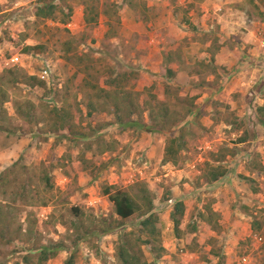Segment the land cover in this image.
<instances>
[{
    "label": "rangeland",
    "instance_id": "rangeland-1",
    "mask_svg": "<svg viewBox=\"0 0 264 264\" xmlns=\"http://www.w3.org/2000/svg\"><path fill=\"white\" fill-rule=\"evenodd\" d=\"M36 1L0 0V72L9 79L6 71L11 70L17 78L14 84H2L4 101L0 103V108L6 119H0V128L5 129L0 131V169L4 168L0 173L13 162L17 164L12 172L4 173V180H9L11 184L1 185L0 203L11 204L13 194L16 196L20 190L27 202V205L20 204L23 209L10 222L1 221L0 226L9 225L10 232L17 225L23 228L27 224L25 216L31 214L35 219L33 228L41 234L42 242L49 239L69 244L71 236L65 226H70V222H81L88 228L91 224L96 226L95 221L99 218L114 217L109 203L101 194L104 185L125 190L132 182L142 180L152 194L154 213L161 224L163 236L165 253L155 264H235L243 256H247L249 264H264V257H260L264 255V246H251L248 239L254 218L262 229L257 232L264 237V203L259 192V187L264 183V174L258 171L264 165V159L260 164L259 156L253 158L255 153H252L251 159L243 163L237 157V168L234 167L233 173H227L225 181L212 189L200 179L207 172L204 164L212 165V160L223 158L219 165L228 169L229 162L232 163L235 158L230 155L238 156L248 147L238 145L234 149L232 146L236 140L243 137L247 143L262 138L264 128L260 129L256 124L252 108L246 110L248 104L244 105L247 102L241 104L243 110L229 106L226 111L225 103L208 101L212 95L229 86L231 75L226 78L215 66L205 65L206 53L209 52L197 48L207 39L197 31L182 28L185 24L181 21L184 17L179 0L175 7L163 0H149L146 3L148 9L145 10L141 0H52L63 13L69 8L70 17L65 25L57 22L60 18L58 12L52 21L34 18ZM244 1L248 6L246 10H250V3ZM84 4L88 8H95L93 12L98 13L95 24H84ZM172 7L177 16H172ZM192 10L195 15L199 8L195 6ZM190 19L193 23L201 20L200 16L197 19L191 16ZM28 47L35 49L26 50ZM32 54L41 56L42 61L36 60ZM165 56L171 61H165ZM13 57H18L19 62L9 63ZM40 62L49 63L52 67V84L55 85L46 90L53 93L54 101L51 103L67 112L65 121L68 120L73 132L87 133L89 140H94L100 134L104 140L100 136L99 145L102 141L105 144L114 142L109 153L92 149L91 154L87 150L83 157L85 164L77 163L75 158L81 146L55 139L54 136L61 134L60 131L56 130L51 135L54 119L50 118V108L44 99L51 95H46L44 88L36 82ZM164 68L176 75L170 84L182 85L180 96H195L197 99L201 93L211 92L207 101L200 97L203 102L198 101L194 105L191 112L194 115L196 107L199 108L196 115L182 120L185 147L175 166L161 164L156 156L153 146L162 136L142 131L119 132L112 126V115L103 106L104 100L99 91L105 90L108 95H114L117 101L121 97L126 99L138 111L142 108L140 115L147 123V110H152L157 102H163L162 106L172 113V117L173 113L183 114L188 108L187 100L178 101L173 95L167 100L162 96V101L156 97L157 93L163 91ZM218 73L222 75L221 82L213 78ZM29 77L33 79L28 80ZM153 78L155 80L151 83ZM112 79L118 81V88L105 85L104 82ZM258 84H253L252 90ZM174 85H171L172 88ZM119 92L120 97L116 96ZM261 92L264 93V90ZM14 102L33 105L35 116L30 123L16 115ZM87 104L93 109L90 116H86L89 111ZM238 110H241V115L237 114ZM152 111V117H156L157 111ZM216 114L219 124L226 122V126L215 124L213 119ZM206 117L211 119V124H204ZM105 124L110 125L99 131V127ZM91 130L98 133L90 135L88 132ZM65 154L70 155L71 164L62 174L64 170L59 171L56 160ZM178 169H182V177L184 174L186 176L182 179V186H178L174 173ZM43 172L50 179L49 191L42 188L40 178ZM21 187L28 190L27 195ZM165 192L169 193L171 199H182L184 211L179 224L182 234L187 222L193 221L192 218L201 210L203 201L210 206H225L224 214L220 213L221 225L216 224V229H209L197 220L194 233H184L180 239H170L168 213L171 206L162 201ZM69 208L81 210L82 216L78 221ZM243 208L252 209L255 217L246 215ZM136 222L135 219L126 220L107 239L88 235L85 243L77 245L75 264H117L112 258L116 235L133 230ZM70 232H73L72 228ZM19 247L20 243L16 241L6 245L0 241V264H21L19 256L11 252ZM142 252L145 260L150 262L152 259L147 250L142 248ZM217 253L222 257L218 263L214 257ZM66 256L65 252H59L47 264H62Z\"/></svg>",
    "mask_w": 264,
    "mask_h": 264
},
{
    "label": "trees",
    "instance_id": "trees-1",
    "mask_svg": "<svg viewBox=\"0 0 264 264\" xmlns=\"http://www.w3.org/2000/svg\"><path fill=\"white\" fill-rule=\"evenodd\" d=\"M262 8L264 9V0H259ZM169 3L171 6L175 7L176 0H169ZM129 5V4H127ZM142 7H144L143 4H141ZM172 7V16L176 14L175 8ZM188 5L186 7L185 12L188 10ZM95 8H92L91 6H88L84 4V14H83V22L86 25L95 24L98 13L96 11L93 12ZM97 10V9H96ZM143 10V9H142ZM60 14V18H58L57 22L65 25L68 23L69 17H70V10L69 8L66 9V13H63V10L58 8L56 4L52 2V0H37L33 7V16L34 18H38L41 21L43 20H50L52 21L55 18L56 13ZM105 15V11L103 12ZM185 23V19H181V21ZM193 29V28H192ZM227 42H230L228 40ZM37 49L39 47H36ZM34 47H28L26 50H33ZM35 54H32V56ZM38 55V54H36ZM213 61V57L211 55L210 60L205 65L211 64ZM261 61V60H260ZM212 65V64H211ZM249 65H253L251 62ZM214 67V66H213ZM165 70V80L163 82V92L162 95L167 99H169L172 95L176 96L175 98L178 101H182V99H185L189 102L188 108L185 109V112L182 113H173V117L171 116L172 113H169L168 110L162 106L160 102H157V104L152 108V110H155L156 117H152L151 111L147 110L148 115V122H144L142 120V108L140 111L136 110L137 107L134 105H131L130 102H128L126 99L120 98V101H117V98L114 95H108V93L105 90H99L102 95V99L104 100L103 106L109 111V113L112 115L113 122L110 123L112 126L118 129L119 132H123L125 130L127 131H142L143 133L147 134H158L162 136V139L160 138L157 142L156 147V156L159 158V161L161 164H170L171 166H175L179 160L180 153L185 147V141L182 136V126L184 123H182V120L186 117H189L193 113L191 110L194 107L195 96H186L183 97L180 96V91L182 90V85H174L170 84V81L175 77V73L172 72L169 69L164 68ZM220 72H226L224 68L220 67L218 68ZM6 73L10 76L9 79H6L3 74L0 72V103H3L4 94L2 93V84L10 83L14 84L16 82V77L14 76L13 72L11 70H7ZM214 74V73H213ZM217 78V75H214L213 78ZM28 80H32L33 77L27 78ZM216 79V80H217ZM36 82L38 83V86H42L45 89V84L43 81L36 79ZM106 86H112L114 88H118L119 83L117 80L112 79L109 80V82H104ZM259 83V82H258ZM51 85L52 84V78H51ZM171 85H174V88H172ZM259 90H264V81L260 82L257 87ZM43 91L46 95L49 96V104L47 106L50 108L49 115L50 118L54 119L52 122L50 133L53 135L54 131H60L61 134L58 136H54L55 139L63 140L64 142H67V144H76V146H81L79 153L76 155L75 161L81 164H85L84 160V153L89 150L91 154L93 153L94 149L95 151H98L100 153H109V150H111V145H114L115 143L110 141L109 143H106L102 141L100 144V134L96 135L98 132L97 130H91L92 133H96L95 135L97 137L94 138V140L88 139L87 133H81V132H73V129L70 125H68V120L65 121L67 118V112L62 108H59L52 104L51 102L53 100V93L51 91H46V89ZM105 89V88H102ZM216 92V91H212ZM118 97L121 96V93L119 92ZM163 97V99H164ZM154 99V97H152ZM165 100V101H166ZM162 101V100H161ZM218 103V102H217ZM90 105V104H89ZM86 105V109L88 108L89 111L86 116H90V111H93L92 107ZM159 105V106H158ZM223 105V104H222ZM13 106H15L16 115L21 118L26 123H30L31 119L34 118L35 113L33 110V105L29 102H24L19 104V102H14ZM190 106V107H189ZM229 107L224 105V109H228ZM197 112H199V108H197ZM153 112V111H152ZM196 112V114H197ZM254 112V119L256 120V124L259 127L264 128V104L261 106H256L253 108ZM154 113V114H155ZM194 113V115H196ZM192 115V116H194ZM216 114V117L213 119L215 122L218 120ZM191 116V117H192ZM159 117V119H158ZM0 119H6L3 111L0 108ZM52 119V120H53ZM59 123H57V122ZM63 121V123H61ZM110 124L101 125L99 127V131L104 128L105 126H109ZM225 125H227L226 122H224ZM234 129V128H232ZM0 131H5V129L0 128ZM103 139V136H101ZM101 140V139H100ZM104 140V139H103ZM80 141V142H78ZM98 141V143H97ZM237 142L233 144V148L237 149L236 146L241 145L239 147H243L247 145L248 147L241 151L238 156L230 155L233 158V162L231 161L228 164V169L222 168L219 164L221 163L222 159H216L212 160L214 164L209 165L207 163L204 164V169L207 171L206 173L202 174L200 176V179L202 180L203 184L207 185L212 189V187L218 186L222 184L228 176L227 173H233L234 167L238 165L237 157H239L240 160L248 161L251 159L252 153H255V156L253 158L258 157L257 148L259 147V138H255L254 140H251L246 143L245 139L238 138L236 140ZM57 142V140H56ZM239 149V148H238ZM253 149V150H252ZM110 153H113L110 151ZM70 155L65 154L64 156H60L56 160V164L60 170L69 169L70 166ZM245 160V161H244ZM184 161V160H182ZM211 162V163H212ZM242 163V164H243ZM260 163V162H259ZM17 163L13 162L7 170L0 173V187L9 185L11 182L9 180L5 181V174L7 172H12L13 168L15 167ZM261 168L258 170L264 174V168L260 166ZM237 168V167H236ZM23 168H21L22 170ZM6 172V173H5ZM61 172V171H60ZM5 173V174H4ZM65 174L62 172V174ZM42 181V188L44 191H49L51 185L49 184V177L48 174L45 172L42 173V176L40 178ZM244 179V178H241ZM127 189H121L117 188L115 186H106L104 185L101 190V194L106 198L107 202L109 203L111 207V214L114 216L113 218H99L95 221L96 226L91 224V227L85 228L81 222H70V226H65L66 230L70 234L69 244H64L62 241H54L46 239L44 242L41 241V234L38 232V230H35L33 226L35 225V219L31 217V214L26 215L27 217L26 221L27 224L23 228H20V225H17L15 229L10 232L9 225H3L0 226V241L3 244H9L10 242L16 241L20 243L19 248H14V250H11V252L15 255L17 254L20 259L21 264H47L49 260L54 258L57 253L59 252H65L66 258L63 260L62 264H75V258H76V251H77V245L82 242L85 243L86 239L92 235L93 238L101 239L105 236H111L112 234L116 233L118 229H120L123 225V222L126 220L135 219L136 226L133 228V230L128 231H122L119 232L118 235H116V240L114 241L113 250H112V258L113 261H115L117 264H155L157 260H159L165 253L164 248L162 247V241L163 236L161 235V224L158 222V217L154 213L153 208V198L152 194H150V190L146 187L145 183L142 180H137L135 182H132L130 186L126 187ZM25 194H28V190L21 187ZM2 191V190H1ZM30 192V191H29ZM166 196L162 201L166 203L169 206H171V209L168 213V221H169V227L170 232L169 234L171 236H168L170 239H180L181 235L184 233L190 234L195 232V227L197 220L203 222L206 224L209 229H216L217 223V214L212 212L210 205L202 203V208L197 212L193 221H189L186 224L185 232L182 234V229L179 227V224L183 217V211H184V204L182 202V199H171L169 197V193L165 192ZM11 200V204H1L0 203V222L1 221H7L10 222L14 216H16L21 209L20 204L27 205L26 196H23L22 191L14 196ZM31 198V196L29 197ZM3 205V206H2ZM44 205V203L42 204ZM24 207V206H22ZM246 212V215H249L251 217H255L254 212L252 209H246L243 208ZM80 209L77 208H69V212L73 214L78 221V218L82 216V212ZM7 216V217H6ZM4 217L5 220H4ZM31 217V219L29 218ZM64 226V224H62ZM71 228L73 232L71 233ZM3 229L8 230L4 231ZM251 230L252 232L258 233L257 231L262 230L260 223L255 220V218L251 221ZM14 233L12 236H9V234ZM73 235V237H72ZM89 235V236H88ZM23 245V246H21ZM69 245V246H67ZM142 248H145L148 252V254L151 257V261L148 262L145 260V257L142 252ZM214 257L217 259V263L219 262V259H222L221 256L214 255Z\"/></svg>",
    "mask_w": 264,
    "mask_h": 264
},
{
    "label": "crops",
    "instance_id": "crops-1",
    "mask_svg": "<svg viewBox=\"0 0 264 264\" xmlns=\"http://www.w3.org/2000/svg\"><path fill=\"white\" fill-rule=\"evenodd\" d=\"M141 1L144 5V10L145 8L148 9L146 3H148L149 0ZM152 1L153 0H151L150 2ZM163 1H165L167 5L170 4L169 0ZM246 1L247 3H250V10H246V7L248 9V6L246 5L244 0H179V3L180 5L182 4V17H184L183 19L186 20L185 23L182 22L186 25H182V28L187 27L190 31H197L196 33L204 37V39H207L206 41L201 43V46H197V49L200 48L202 49V51L208 50L206 51L209 52L206 53V62L210 60L212 55L213 61L211 64L215 66L216 69L222 67L225 71H230V73L221 72L224 77L228 78L231 75L229 86L227 85L226 88L222 89L220 92H217L214 96L212 95L209 100L208 97L210 96L211 92H209L208 94L201 93L200 97H203L202 99H206V101L208 100L210 103L211 100L217 101L221 104L225 103L226 106H230V108L232 109L236 106L240 109H244L241 104L247 102L246 105H244L247 106L248 104L246 110L250 111L249 108L251 107L253 111V108H255L256 106H261L264 104V93L261 92L263 90H258V88L256 87L252 90L253 84H255L256 82L260 83L264 81V46L261 47L259 42V40H264V9L261 5L262 2L260 3L259 0ZM187 5L189 6L187 9L188 11L185 12ZM191 6H198L199 8V10L196 11L195 15L193 14V7ZM178 7L176 9H178ZM175 15L177 16V14ZM191 16H194V19H197L200 16L201 20H198L200 22H191ZM228 40H230V42H227ZM151 41L153 42V40ZM165 58V61H171L169 58H167V56H165ZM248 62H251L253 65H249ZM217 75H219L220 78L218 79L221 82L222 75L219 73ZM154 80L155 79L153 78L151 83H153ZM152 85L154 88V84ZM156 86L158 87V85ZM194 93L197 94V92ZM162 96V93L156 94L157 99L160 101L163 100ZM200 97L195 99L197 101H194V105L198 101L200 103L203 102L202 99L200 100ZM210 103H208V105ZM236 112L238 115H241V110H238ZM219 122L220 121L216 120L215 124L223 127L226 126L224 123L219 124ZM211 123V119L206 117V121L204 122V124L208 125ZM259 128L263 129V127ZM153 147L156 151L157 145ZM167 165L168 164H166V166ZM3 169L4 168L0 169V171H2ZM174 173H176V181L179 182L178 186H182V179L186 178L185 174L182 177V169H178ZM210 208L212 212L217 214V223L218 225H221L219 223V220L221 219L220 213L222 215L224 214L226 209L225 206H221L219 208V206L213 205L210 206ZM251 232L252 231L248 232V239L251 242V246L255 245L258 246V248L259 246H264V239L260 245L256 244L250 237ZM103 238L107 239L109 238V236H105ZM259 253L261 252H257V254ZM260 257H264V255H260Z\"/></svg>",
    "mask_w": 264,
    "mask_h": 264
},
{
    "label": "built area",
    "instance_id": "built-area-1",
    "mask_svg": "<svg viewBox=\"0 0 264 264\" xmlns=\"http://www.w3.org/2000/svg\"><path fill=\"white\" fill-rule=\"evenodd\" d=\"M259 42H260V46L263 47L264 46V40H259ZM32 57H34L36 60L42 61V57L39 55L35 54ZM18 62H19L18 57H13L9 60V63H18ZM40 64H41V66L39 68V71H38L36 77L38 80H41L44 82L45 88L47 90V89H50V86H52L51 85L52 67L50 66L49 63H45V62L41 63L40 62ZM44 99L49 104V96L45 97ZM258 148H259L260 152L262 154H264V138H262L259 141V147ZM259 190H260V196H261L262 201L264 203V183L260 186ZM251 238L258 245H260L263 241V237H261L257 233H251ZM236 264H249L247 256L241 257L239 260H237Z\"/></svg>",
    "mask_w": 264,
    "mask_h": 264
},
{
    "label": "clouds",
    "instance_id": "clouds-1",
    "mask_svg": "<svg viewBox=\"0 0 264 264\" xmlns=\"http://www.w3.org/2000/svg\"><path fill=\"white\" fill-rule=\"evenodd\" d=\"M262 138H264V137H262ZM262 138H259V141L262 139ZM208 148V147H207ZM258 149V151H257V153L259 154V156H260V154H261V156L259 157V160H260V164H263V156H264V154H262L261 152H260V150H259V148H257ZM263 168H264V165L262 166ZM259 189H260V187H259ZM259 192H260V190H259ZM90 207H92V206H90ZM251 233H255V232H251ZM251 233H250V237H251ZM257 234H259L261 237H263L260 233H257ZM263 239H264V237H263ZM237 262V261H236ZM236 264V263H235Z\"/></svg>",
    "mask_w": 264,
    "mask_h": 264
}]
</instances>
